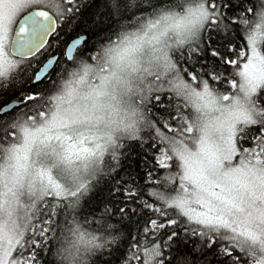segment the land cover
<instances>
[{
    "label": "snow or ice",
    "instance_id": "1",
    "mask_svg": "<svg viewBox=\"0 0 264 264\" xmlns=\"http://www.w3.org/2000/svg\"><path fill=\"white\" fill-rule=\"evenodd\" d=\"M241 3L250 6L229 15L231 0H104L109 18L125 21L118 31L87 56L88 37L77 36L39 64L81 0H0V96L15 93L0 100V264H44L53 241L59 264H88L116 245L76 213L100 180L118 176L131 142L149 140L155 167L175 169L174 187L146 197L116 179L109 194L123 203L103 213L148 214L143 233L155 239L132 259L170 264L164 249L183 233L225 264H240L237 252L264 264V0ZM236 30L246 44L213 43L212 33ZM193 59L200 69L181 67ZM156 182L150 170L145 183Z\"/></svg>",
    "mask_w": 264,
    "mask_h": 264
},
{
    "label": "trees",
    "instance_id": "2",
    "mask_svg": "<svg viewBox=\"0 0 264 264\" xmlns=\"http://www.w3.org/2000/svg\"><path fill=\"white\" fill-rule=\"evenodd\" d=\"M81 3L83 5L81 13L75 18H70L71 23H61L58 35L53 38V46L47 52L42 51L37 54L35 58L37 63L42 64L51 54L61 55L69 41L81 35L88 37L85 48V55L87 56L99 43H103L106 40L111 34L110 29L118 31L119 24L125 23L119 16L109 18L108 9L104 5V0H81ZM231 5L232 7L226 9L229 15L234 12L238 13L242 8L250 6L249 3H241V0H231ZM251 5L258 8L260 6V0H251ZM38 7V5H34L33 7L24 9L22 12L24 13L31 8ZM133 11L135 9L124 13V15L131 16ZM212 36L213 43L217 47H220L221 51H226V45L229 41L236 47L246 44L244 33L240 30L228 33L214 32ZM259 47L264 51V39L259 41ZM181 67L200 69L201 65L193 59L187 63L181 62ZM204 70L207 71V68ZM227 71L229 75H232L236 69L229 67ZM234 78L238 80L239 76H234ZM16 86L18 87L19 84L17 83ZM225 87L227 85L222 86L221 90H224ZM14 94V90H9L5 95L0 96V100L8 102L14 97ZM168 102L167 94H164V103L167 104ZM156 111L160 117L166 115L165 109L157 108ZM151 143V140L143 145L137 142H131L130 147L125 151L118 176L113 174L111 177L100 180L94 192L82 202L81 210L76 213L80 224L86 232L106 239L115 237L117 240L116 245L100 249L94 254L89 255L87 257L88 264H128V260L131 261V264H142V261H137L132 259V257L137 252V247H139V254L143 258V247L145 245L150 246L155 239L153 236H145L143 233L148 214L143 209H138L137 214L129 212L127 217H121L118 212L110 216H105L103 213L105 205L115 209L123 203L122 198L112 197L109 194L116 179L125 182L132 181L140 185L146 197L149 188L159 189L165 192L172 190L174 185L168 183L166 177L168 174L174 172L175 169H160L155 167L153 156L156 149L150 146ZM150 170L153 171V176L157 182L146 184L145 181ZM149 199L151 198L149 197ZM132 207L137 206L134 204L130 205V208ZM71 218L69 216V219ZM61 220H63V214H61ZM109 224L112 225L111 228L108 227ZM169 231L171 230L169 229ZM157 242L159 241L157 240ZM57 247H59V244L55 241L49 244L50 251L43 256L44 264H59V258L55 255ZM164 251L167 253L165 259L170 261V264H225L223 258L218 254L217 248L208 249L196 238L185 239L183 233H181L177 242L170 249H164ZM236 255L240 256V264H250L249 257L239 252ZM125 256H127V260ZM227 264H233V262L228 261Z\"/></svg>",
    "mask_w": 264,
    "mask_h": 264
},
{
    "label": "water",
    "instance_id": "3",
    "mask_svg": "<svg viewBox=\"0 0 264 264\" xmlns=\"http://www.w3.org/2000/svg\"><path fill=\"white\" fill-rule=\"evenodd\" d=\"M35 9H36V8H31V9L25 11L22 15L19 16L18 20L23 19V18H24L29 12H31V11H33V10H35ZM81 37H83V35H81ZM75 38H76V37H75ZM73 39H74V38H73ZM73 39H71V40L69 41V43H70ZM47 59H48V58H47ZM47 59H46V60H47ZM46 60H45V61H46ZM45 61H44V62H45ZM44 62H43V63H44ZM43 63H42V64H43Z\"/></svg>",
    "mask_w": 264,
    "mask_h": 264
},
{
    "label": "rangeland",
    "instance_id": "4",
    "mask_svg": "<svg viewBox=\"0 0 264 264\" xmlns=\"http://www.w3.org/2000/svg\"><path fill=\"white\" fill-rule=\"evenodd\" d=\"M33 6H34V5H33ZM33 6H32V7H33ZM22 13H23V12H22ZM22 13H20L19 16H20ZM19 16H18V18H19ZM18 18H17V19H18Z\"/></svg>",
    "mask_w": 264,
    "mask_h": 264
}]
</instances>
